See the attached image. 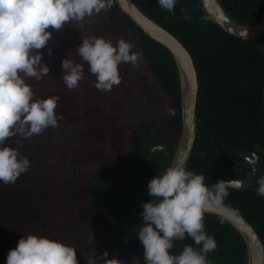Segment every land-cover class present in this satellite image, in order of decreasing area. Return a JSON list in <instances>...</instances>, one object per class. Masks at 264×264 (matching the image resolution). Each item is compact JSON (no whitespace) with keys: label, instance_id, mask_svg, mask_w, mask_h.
<instances>
[{"label":"trees","instance_id":"1","mask_svg":"<svg viewBox=\"0 0 264 264\" xmlns=\"http://www.w3.org/2000/svg\"><path fill=\"white\" fill-rule=\"evenodd\" d=\"M218 1L240 24H253L264 17V0ZM133 2L187 48L196 68V136L185 167L203 173L208 185L219 176L242 177L249 165L239 156V149L254 151L264 160V34L244 39L226 32L211 21L200 0H178L173 12L162 9L156 0ZM181 9L186 10L190 19L183 18ZM48 31L52 36L38 50L50 69L48 76L40 80L29 78L27 83L38 98L60 97L55 112L63 119L56 127L70 130L59 134L68 142L60 143V162L71 165L76 173L70 184L64 180L65 195L71 201L69 208L63 205L64 222L72 236L81 226L113 227L118 260L134 264L135 257L139 258L137 264H144L143 245L137 233L143 223L139 215L142 203L153 199L147 184L170 165L182 127L174 59L165 46L146 35L122 12L115 0L107 11L66 23L59 30L50 27ZM128 33L136 39L139 53L168 103L160 116L138 120L124 130L120 124L109 127L122 113L121 91L106 98L109 91L97 90L96 77L76 49L85 36H103L116 42ZM64 59L84 65V79L76 89L69 90L64 85ZM120 70L121 65L119 73ZM119 87L116 85L111 91ZM106 107L113 111L102 115ZM73 128L78 129L76 141ZM254 186L230 187L224 204L252 225L264 247V198L257 196ZM142 188L146 193L141 192ZM220 218L205 212V230L217 242L216 250L208 256L211 264H246L243 238L228 221L221 223ZM192 243L186 235L184 240L175 241L170 251L178 254L185 244Z\"/></svg>","mask_w":264,"mask_h":264},{"label":"clouds","instance_id":"2","mask_svg":"<svg viewBox=\"0 0 264 264\" xmlns=\"http://www.w3.org/2000/svg\"><path fill=\"white\" fill-rule=\"evenodd\" d=\"M156 3L173 12L178 0ZM113 4L114 0H0V184H14L31 167L29 158L5 141L13 136L28 139L39 135L63 119L55 112L60 97L38 98L27 83L29 78L40 80L50 71L38 51L52 36L48 29L59 30L66 23L83 21ZM181 12L184 19H190L185 9ZM76 52L96 77L94 86L100 91L119 85V66L130 63L135 67L140 57L123 38L113 42L103 36L83 37ZM61 67L66 88L76 89L84 79V65L64 59ZM234 186L238 185L224 179L208 185L203 173L183 165H170L153 177L147 184L153 199L142 203L139 215L143 223L137 233L144 264H211L208 256L216 250L217 242L205 230V212L224 206L228 189ZM256 194L264 198V178L259 180ZM220 222L224 223V218ZM186 235L193 243L185 244L178 254L171 253L174 242ZM138 259L134 257V264ZM6 264H78L77 250L63 241L28 233L9 249ZM103 264L123 262L106 259Z\"/></svg>","mask_w":264,"mask_h":264},{"label":"rangeland","instance_id":"3","mask_svg":"<svg viewBox=\"0 0 264 264\" xmlns=\"http://www.w3.org/2000/svg\"><path fill=\"white\" fill-rule=\"evenodd\" d=\"M51 40L54 41L53 38ZM124 40L133 45L134 51L139 52L133 34L128 33ZM120 76L121 82L117 85L120 87L110 90L106 97L115 96L120 90L123 102L122 113L118 115L116 123L110 122V128L120 124L127 130L134 122L152 119L165 111L164 105H167L168 98L154 81L141 55L135 67L130 63H122ZM109 111L113 110L106 107L102 115ZM69 131L64 127H49L28 139L13 136L5 141L27 156L31 167L14 184H0V264H6L9 249L15 248L17 241L28 233L51 237L73 246L77 250L78 264H99L97 258L100 264L106 259L118 260L114 247L117 235L113 227L80 225L76 235L72 236L71 229L64 222L63 205L69 208L71 203L68 195H65V185L66 181L69 184L72 182L70 179L76 173L71 165L60 162V143L68 142L59 134ZM72 131L76 141L78 129L73 128ZM117 132L120 135L122 131ZM156 148L160 149L161 146ZM40 165L44 168L40 169ZM257 187L258 183L254 186L255 191ZM141 192L146 193V189L142 188ZM104 252L108 253L107 257L103 256Z\"/></svg>","mask_w":264,"mask_h":264},{"label":"water","instance_id":"4","mask_svg":"<svg viewBox=\"0 0 264 264\" xmlns=\"http://www.w3.org/2000/svg\"><path fill=\"white\" fill-rule=\"evenodd\" d=\"M200 1L211 21L218 24L226 32L244 39L256 38L264 34V17L256 23L243 25L233 20L218 0ZM115 2L121 11L146 35L165 46L174 59L180 86L182 127L170 165L186 166L196 136L195 108L198 77L193 59L187 48L172 33L144 14L133 0H115ZM238 154L249 165V170L239 178H230L224 175L219 176V179L231 180L235 185H238L231 188L248 189L262 179L264 160L259 154L251 150L239 149ZM206 212L224 218L239 232L247 249L246 264H264L263 244L252 225L237 210L224 204L222 207L213 206Z\"/></svg>","mask_w":264,"mask_h":264}]
</instances>
